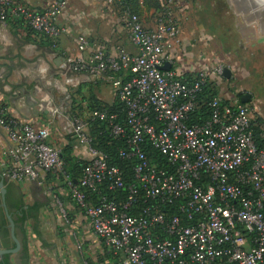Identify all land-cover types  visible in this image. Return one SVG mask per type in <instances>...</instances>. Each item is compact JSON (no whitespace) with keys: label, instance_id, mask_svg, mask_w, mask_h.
Segmentation results:
<instances>
[{"label":"built area","instance_id":"built-area-1","mask_svg":"<svg viewBox=\"0 0 264 264\" xmlns=\"http://www.w3.org/2000/svg\"><path fill=\"white\" fill-rule=\"evenodd\" d=\"M102 1L119 7L122 0ZM159 2V12L123 14L135 54L120 49L109 55L101 48L84 57L89 43L78 38L80 54L70 71L109 80L127 109L124 124L104 111L71 118L75 153L88 162L80 188L93 193L105 185L110 192L126 189L127 200L119 204L99 192V204L88 205L79 186L69 183L72 198L120 264H264V149L253 136V110L242 102L248 95L233 87L238 70L214 52L203 51L194 64L192 54L174 52L188 0ZM62 10L56 2L38 8L24 0H0V25L17 24L19 30L57 41L65 33L58 25ZM166 65L169 71L162 70ZM122 73L131 74V80L117 78ZM207 82L218 92L210 103L211 119L190 124ZM96 120L107 122L110 137L125 140L120 158L137 161L134 184L126 186L120 170L93 147ZM0 128L12 143L0 163L3 179L46 188L48 173H62L61 150L50 143L49 128L18 119L1 104ZM44 192L68 224L66 206L49 187Z\"/></svg>","mask_w":264,"mask_h":264},{"label":"crops","instance_id":"crops-1","mask_svg":"<svg viewBox=\"0 0 264 264\" xmlns=\"http://www.w3.org/2000/svg\"><path fill=\"white\" fill-rule=\"evenodd\" d=\"M24 1L38 8L55 2L62 5L58 25L65 33L57 41H46L12 25H0V104L20 120L31 122L37 128H49L50 143L61 149L72 139L73 98L93 96L108 105L116 99V91L109 80L70 71V64L80 54L78 38L84 36L89 43L84 57L101 48H105L109 55H116L120 49L135 54L136 48L129 41L118 6L108 7L102 0ZM204 4L206 13L200 16L215 22L217 31L221 29L218 22L225 14L231 15L238 48L247 51L249 60L256 58L262 64L256 67V72L248 71V76L257 77V81L248 82L247 86L258 95L264 94V0H206ZM213 6H216L215 10ZM208 38L199 34V41L192 43L182 35L174 52L188 53V57L192 54L194 58L203 51L213 52L208 48ZM232 65L239 72V66ZM246 94L251 98L249 104L253 110L256 98L253 94ZM11 147V141L0 128V163ZM54 185L60 197L66 200L69 193L60 184ZM20 187L26 204L32 205L33 185L25 183ZM43 195L48 196L45 192ZM66 208L68 224L51 203L41 210L38 225L32 220L24 225L29 234V264L35 261L43 264H58V261L61 264H117L103 241L90 228L86 215L72 203H66ZM77 245H81L82 250H78ZM51 253H58V257L49 258L47 255ZM14 263L20 264L17 259Z\"/></svg>","mask_w":264,"mask_h":264},{"label":"trees","instance_id":"trees-1","mask_svg":"<svg viewBox=\"0 0 264 264\" xmlns=\"http://www.w3.org/2000/svg\"><path fill=\"white\" fill-rule=\"evenodd\" d=\"M121 9V14L125 12L131 14H137L141 17L149 15L152 11L159 12L161 11V6L159 0H122L119 6ZM14 28L19 27L17 24H13ZM28 35H34L41 37L42 40H50L43 36H40L32 31L27 30ZM51 41V40H50ZM109 76L114 77V74H109ZM131 74H118L117 78H122L124 83L131 80ZM184 77L183 81L186 82H197L194 77H190L189 80ZM218 96V92L214 86L210 83H205L201 92L197 97V108L194 113L190 116V124H206L211 119L212 110L210 103L214 98ZM223 105H226L227 102H223ZM94 111H104L108 112L110 115H117L118 119L116 124H124L126 120L127 109L124 103L116 97L115 102L112 105H108L97 98L91 96L89 98L79 97L78 99L73 98L71 118H74L77 115H83L86 112ZM264 126V120L260 117H256L253 123V136L260 149H264V131L261 129ZM91 132L94 138L93 147L103 153L107 158V163L110 167H116L122 173V177L126 186H130L135 183L134 180V168L137 165L136 160H122L120 158V151L126 149L125 140L120 138H114L109 136V128L107 122L94 121L91 123ZM61 158L64 163V168L62 173H48L45 178V183L49 190L52 192V195L57 196L63 204L66 206V203H72L78 210L82 213H85L84 210L77 205L73 200L71 194V188L69 183L72 186H79L80 181L83 176L85 168L88 166V162L82 159H79L75 153V140L69 139L68 143L61 147ZM149 154H154L150 147L147 148ZM4 180V186L6 188L5 202L10 216L12 217L15 226H16V236L21 242L22 249L18 253L20 257V264H29L30 261V247H29V234L27 233L24 225L27 221L32 220L35 224L39 223V216L41 210L53 203L52 197H45L43 192L46 191V188L38 186L37 183H31L33 185V194H34V203L32 205L26 204L23 193L21 192V187L19 185L9 183L7 180L3 179L1 176L0 169V182ZM55 183L60 184L69 194L66 200H63L60 197L59 193L56 190ZM80 190L86 196V204L97 206L99 204V192L103 196H107L109 199L117 200V203H125L127 200L126 189L119 190L117 192H110L107 189V186L99 187L98 192H92L91 190L80 188ZM38 196V197H37ZM35 235L39 239L41 236ZM0 245L3 250H13L16 248V245L12 241L9 222L7 220L4 209L2 208V201L0 195ZM105 245V244H104ZM107 248V247H106ZM108 250V248H107ZM109 251V250H108ZM117 264H120L121 261L119 258L113 255ZM0 264H15L12 255H4L0 260Z\"/></svg>","mask_w":264,"mask_h":264},{"label":"rangeland","instance_id":"rangeland-1","mask_svg":"<svg viewBox=\"0 0 264 264\" xmlns=\"http://www.w3.org/2000/svg\"><path fill=\"white\" fill-rule=\"evenodd\" d=\"M206 0H188L189 9L184 16L182 30L183 35L187 36V38L191 39V42L199 41V34L200 37L208 36L209 38V46L211 51L215 53L216 56L225 57L227 58L228 62L237 64L239 66V72L236 79L233 82V87L236 88L238 91L242 90L245 93H250L251 95L255 96V108L253 109V114L256 117L264 118V94L261 93L258 95L253 90L248 88V82H255L257 81V77H249L247 73L248 71L256 72V67L261 66L262 64L258 59H248L247 51L242 52V48H238L237 46L238 38L236 34L233 32L232 26L234 22L231 20V15L225 14V17L218 22V25L221 26L220 31L216 30L215 22L209 21L204 19L200 15H205L206 10L204 8V2ZM216 6H213V10H215ZM211 10V9H210ZM205 21H202V19ZM204 25V26H203ZM203 30V31H202ZM202 32V34H201ZM198 35V37H197ZM198 45V44H196ZM195 45V47H197ZM239 51L241 52H238ZM197 59L194 58L193 64ZM248 90V91H247ZM264 120V119H263ZM47 232V231H46ZM52 233H50L51 235ZM19 240V238H18ZM20 241V240H19ZM49 258L58 257V253L51 255H47ZM56 257V258H57ZM16 259L20 262V257L18 254L13 256V260ZM59 262V263H58ZM58 264H61L58 261ZM30 264H43L42 262L35 261L34 263ZM51 264V262H50ZM52 264H56V262H52Z\"/></svg>","mask_w":264,"mask_h":264},{"label":"water","instance_id":"water-1","mask_svg":"<svg viewBox=\"0 0 264 264\" xmlns=\"http://www.w3.org/2000/svg\"><path fill=\"white\" fill-rule=\"evenodd\" d=\"M162 70L163 71H169L170 70V66L166 65L164 68H162ZM224 75L229 78L230 77L229 70H226ZM250 101H251L250 96H246V97H244L242 99L243 103H249ZM0 191H1V195H2V208L4 209L6 217H7V220L9 222V228H10L12 241L16 245V248L13 249V250H3L1 248V245H0V260H1L4 255H12V256H14V255L18 254L21 251L22 246H21V242L18 240V238L16 236V226H15V223H14L12 217L9 214V211L7 209V205H6V202H5V196H6L7 191H6L5 186H4V180H2L0 182Z\"/></svg>","mask_w":264,"mask_h":264}]
</instances>
